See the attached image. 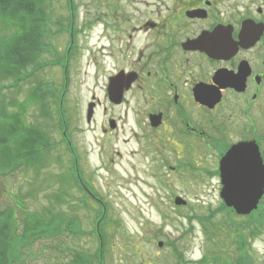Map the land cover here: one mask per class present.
<instances>
[{"label": "rangeland", "instance_id": "obj_1", "mask_svg": "<svg viewBox=\"0 0 264 264\" xmlns=\"http://www.w3.org/2000/svg\"><path fill=\"white\" fill-rule=\"evenodd\" d=\"M138 1L50 0L49 33L41 39L36 60L20 68V80L0 78V108L7 106L8 113L34 84L53 91L45 99L51 115L43 117L39 104L30 105L25 121L36 124L48 145L56 144L55 151L30 173L21 168L0 177V209L12 211V226L18 225L20 232L25 212L40 214L52 207L50 195L73 182L67 179L76 176V164L87 189L83 193L91 196L83 194L79 202L81 194L72 187L65 201L53 207L55 214L88 233L66 230L37 238L30 246L14 244L15 264H68L75 252L93 254L99 241L91 231L104 207L105 264H264V215L247 218L218 209V156L206 139L167 135L159 140L145 119L147 107L112 106L108 100L107 78L114 66L109 49L120 47L113 40L111 22L120 14H137ZM91 101L98 105L86 122ZM261 115L264 120V112ZM111 117L118 119L115 129L109 127ZM195 117L198 123L203 119L199 111ZM60 124H66L67 139ZM176 196L184 204L175 205ZM260 205L258 211L264 208V198Z\"/></svg>", "mask_w": 264, "mask_h": 264}, {"label": "flooded vegetation", "instance_id": "obj_2", "mask_svg": "<svg viewBox=\"0 0 264 264\" xmlns=\"http://www.w3.org/2000/svg\"><path fill=\"white\" fill-rule=\"evenodd\" d=\"M150 1L139 0L137 14L111 22L120 47L109 49L114 66L107 81L114 85L121 76L130 83L116 106L147 107L145 119L159 140H210L217 164L232 144L247 141L258 145L264 163V1ZM245 24L252 42L242 46ZM158 114L153 125L150 117ZM110 119L115 129L118 119Z\"/></svg>", "mask_w": 264, "mask_h": 264}, {"label": "trees", "instance_id": "obj_3", "mask_svg": "<svg viewBox=\"0 0 264 264\" xmlns=\"http://www.w3.org/2000/svg\"><path fill=\"white\" fill-rule=\"evenodd\" d=\"M49 1L0 0V33H7L3 37L0 36V78L15 76V81L20 80L16 78L20 68L22 69V67L36 60L39 52L38 46L42 45L41 39L45 33H49L48 22L50 18L47 15V10H50ZM16 85V83L4 84L2 87L7 89ZM41 86H43L41 83L32 85L25 100L19 103L13 112L8 113L7 106L0 108V177L21 168L30 173L32 169L40 167L45 158L51 157V153L55 151L56 144L48 145L44 132L36 124H27L25 121L26 108L30 105L39 104L40 114L43 117L51 115L48 110L49 105L45 102V99L53 91L50 88L43 89ZM60 127L62 131V124H60ZM67 148L72 151L68 146ZM74 168L76 171V167ZM60 178L64 180L63 176ZM67 180L73 182H67L66 185L50 195L53 203L52 207L42 208L40 214L25 212L26 216L22 221L20 232L16 229L18 225L12 226V211L0 209V264H15L17 262L12 255L14 244H18L20 248L26 247L25 245L28 244L30 246L33 243L32 241L37 238L52 237L55 233L63 234L66 230L73 234L88 233L80 231L77 222H73L69 218L65 219L64 216H59L53 212V207L56 204L65 201L64 197L68 196L70 188L76 187L81 191L83 190L77 172L76 176ZM85 198H87V195ZM218 209L232 212L222 202H220ZM104 211L105 207L100 210V216L97 217L96 225L91 231L92 234H96L99 241L98 248L93 254L75 252L69 264H94V262L105 264V238L102 231ZM257 211L254 213L256 216L261 214L259 215V219H261L262 214L264 215V208ZM247 218H250V215ZM200 222L205 228L206 225L202 219ZM52 230L56 232L50 233ZM242 245L244 247L245 243H241ZM203 261L202 258L199 263H203ZM238 264H247V261L243 260Z\"/></svg>", "mask_w": 264, "mask_h": 264}, {"label": "water", "instance_id": "obj_4", "mask_svg": "<svg viewBox=\"0 0 264 264\" xmlns=\"http://www.w3.org/2000/svg\"><path fill=\"white\" fill-rule=\"evenodd\" d=\"M239 44L246 46L250 41L246 34V24L241 29ZM206 50V44H196ZM112 78L109 79L107 92L110 101L119 103L121 95L128 88L129 82L118 76L114 85ZM116 82V83H115ZM202 103H208L206 99L196 96ZM94 103L87 107V121L93 114ZM159 115L151 119L152 124L156 123ZM154 125V124H153ZM110 127L113 122L110 121ZM220 177L223 185L220 192L221 198L227 207H231L237 214L247 215L255 210L258 202L264 193V164L260 156L258 146L254 142L237 143L232 145L220 160ZM176 205L184 204L181 197L174 198ZM160 245V244H159Z\"/></svg>", "mask_w": 264, "mask_h": 264}, {"label": "bare ground", "instance_id": "obj_5", "mask_svg": "<svg viewBox=\"0 0 264 264\" xmlns=\"http://www.w3.org/2000/svg\"><path fill=\"white\" fill-rule=\"evenodd\" d=\"M121 163H125V159L124 158H122Z\"/></svg>", "mask_w": 264, "mask_h": 264}]
</instances>
